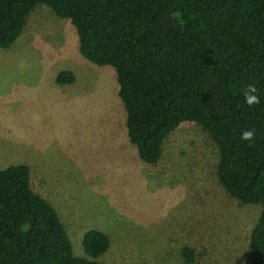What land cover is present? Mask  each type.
Returning <instances> with one entry per match:
<instances>
[{
    "label": "rangeland",
    "instance_id": "374dc122",
    "mask_svg": "<svg viewBox=\"0 0 264 264\" xmlns=\"http://www.w3.org/2000/svg\"><path fill=\"white\" fill-rule=\"evenodd\" d=\"M70 70L75 80L57 84ZM114 68L85 59L69 19L36 5L0 48V168L25 163L32 189L55 208L74 255L88 229L109 237L99 264H248L259 204H242L217 177L219 152L202 126L182 122L157 163L129 141Z\"/></svg>",
    "mask_w": 264,
    "mask_h": 264
},
{
    "label": "trees",
    "instance_id": "16d2710c",
    "mask_svg": "<svg viewBox=\"0 0 264 264\" xmlns=\"http://www.w3.org/2000/svg\"><path fill=\"white\" fill-rule=\"evenodd\" d=\"M45 4L69 19L81 55L114 68L129 141L138 157L158 162L167 136L195 122L215 142L218 181L242 204H259L248 264H264V0H0V48L21 34ZM75 80L61 70L57 84ZM255 84L260 103L244 89ZM255 129L254 141L240 139ZM99 229L84 232L93 259L74 255L57 211L30 184L25 163L0 168V264H99L109 247ZM182 264L195 251L181 248Z\"/></svg>",
    "mask_w": 264,
    "mask_h": 264
},
{
    "label": "clouds",
    "instance_id": "9594fccd",
    "mask_svg": "<svg viewBox=\"0 0 264 264\" xmlns=\"http://www.w3.org/2000/svg\"><path fill=\"white\" fill-rule=\"evenodd\" d=\"M257 93V88L255 84H249L245 89H244V99L246 104L249 107H252L256 104L260 103V98L256 94ZM255 138V129H246L242 131L240 139L244 141H248L250 144L254 141Z\"/></svg>",
    "mask_w": 264,
    "mask_h": 264
}]
</instances>
